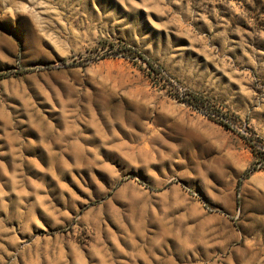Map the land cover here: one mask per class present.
Wrapping results in <instances>:
<instances>
[{"label": "rangeland", "instance_id": "obj_1", "mask_svg": "<svg viewBox=\"0 0 264 264\" xmlns=\"http://www.w3.org/2000/svg\"><path fill=\"white\" fill-rule=\"evenodd\" d=\"M0 264H264V0H0Z\"/></svg>", "mask_w": 264, "mask_h": 264}, {"label": "trees", "instance_id": "obj_2", "mask_svg": "<svg viewBox=\"0 0 264 264\" xmlns=\"http://www.w3.org/2000/svg\"><path fill=\"white\" fill-rule=\"evenodd\" d=\"M144 61L148 62L150 64V61H148L147 59H145V57H143L142 55H140Z\"/></svg>", "mask_w": 264, "mask_h": 264}]
</instances>
